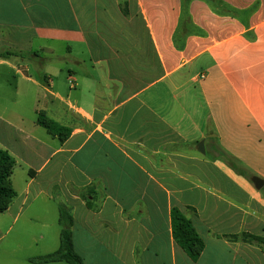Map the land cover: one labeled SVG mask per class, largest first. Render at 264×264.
Listing matches in <instances>:
<instances>
[{"label":"crops","instance_id":"crops-1","mask_svg":"<svg viewBox=\"0 0 264 264\" xmlns=\"http://www.w3.org/2000/svg\"><path fill=\"white\" fill-rule=\"evenodd\" d=\"M120 2L0 0V52L35 54L0 57L9 229L37 230L54 252L64 208L83 264H264L242 238L264 237V0H128V15ZM35 39L89 55L69 48L64 66ZM174 207L205 242L197 260L175 238Z\"/></svg>","mask_w":264,"mask_h":264},{"label":"trees","instance_id":"trees-1","mask_svg":"<svg viewBox=\"0 0 264 264\" xmlns=\"http://www.w3.org/2000/svg\"><path fill=\"white\" fill-rule=\"evenodd\" d=\"M121 9L125 15L129 13L128 0H121ZM21 52L14 50H3L0 57L6 58L11 55H19ZM22 55V54H21ZM39 122L51 133H59L61 137H66L67 130L56 122L41 114ZM16 165V159L7 150L0 148V212H5L17 193L12 185L11 176ZM173 231L177 242L185 249L193 260H197L205 248V242L194 227L192 220L179 208L172 210ZM60 223L63 226L58 250L40 256L30 257V262L34 264H45L57 261H66L68 264H83L81 257L76 253L72 242L71 217L61 209ZM242 238L262 244L264 248V237L251 234H243Z\"/></svg>","mask_w":264,"mask_h":264},{"label":"rangeland","instance_id":"rangeland-1","mask_svg":"<svg viewBox=\"0 0 264 264\" xmlns=\"http://www.w3.org/2000/svg\"><path fill=\"white\" fill-rule=\"evenodd\" d=\"M139 35L143 39L144 43H146V34L139 33ZM49 43H51V45H54L58 58H66L58 59V61L64 62V66H66L68 62H70L69 65L71 64V55L68 51L69 48L73 49L72 55H76L79 58L86 59L89 55V53L87 52V46L84 44L79 45L74 43H66L63 41L48 42L45 40L41 41L35 39L33 45L37 47L38 45H48ZM82 50L84 51V53L82 52ZM37 53L39 55H44V53L41 52H36V54ZM22 55L28 56V58H30L35 54ZM40 72L41 70L33 68L31 74L35 75L36 77H41L42 74ZM67 75L68 70L65 68L63 70V76L67 77ZM3 76H7V71L0 67V82H3ZM26 110L32 111L31 106L28 107ZM197 152L199 151L197 150ZM9 226L10 221L6 213L0 212V264H34L30 262V257L44 255L47 253V251H50L51 246H47L43 243L35 244L34 241L31 239L30 231L36 232L37 230H25L21 228L20 224L16 225L14 229L10 230ZM47 231L51 235L52 230Z\"/></svg>","mask_w":264,"mask_h":264},{"label":"water","instance_id":"water-1","mask_svg":"<svg viewBox=\"0 0 264 264\" xmlns=\"http://www.w3.org/2000/svg\"><path fill=\"white\" fill-rule=\"evenodd\" d=\"M199 149H200L203 153H205V140H202V141L200 142V144H199ZM253 181H254L255 186H256L257 188H261V187L263 186L264 180L261 179L260 177L255 176V177L253 178Z\"/></svg>","mask_w":264,"mask_h":264}]
</instances>
